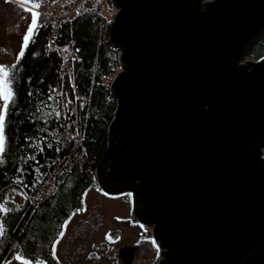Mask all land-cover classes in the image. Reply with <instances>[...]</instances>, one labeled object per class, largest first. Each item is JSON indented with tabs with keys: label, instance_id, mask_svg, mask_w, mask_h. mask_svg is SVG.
<instances>
[{
	"label": "water",
	"instance_id": "water-1",
	"mask_svg": "<svg viewBox=\"0 0 264 264\" xmlns=\"http://www.w3.org/2000/svg\"><path fill=\"white\" fill-rule=\"evenodd\" d=\"M120 71L94 184L159 264H264V0H110Z\"/></svg>",
	"mask_w": 264,
	"mask_h": 264
},
{
	"label": "trees",
	"instance_id": "trees-1",
	"mask_svg": "<svg viewBox=\"0 0 264 264\" xmlns=\"http://www.w3.org/2000/svg\"><path fill=\"white\" fill-rule=\"evenodd\" d=\"M102 1L89 0L59 29L57 43L77 54L70 77L58 73L59 56L46 51V33L34 35L35 26L23 55L7 67L15 102L4 113L0 203L13 190L55 192L53 205L78 204L80 192L94 187L116 105L109 86L121 69ZM255 50L264 54V39Z\"/></svg>",
	"mask_w": 264,
	"mask_h": 264
},
{
	"label": "flooded vegetation",
	"instance_id": "flooded-vegetation-1",
	"mask_svg": "<svg viewBox=\"0 0 264 264\" xmlns=\"http://www.w3.org/2000/svg\"><path fill=\"white\" fill-rule=\"evenodd\" d=\"M4 1L0 2V67L6 69L20 57L7 54L6 44H19L21 21L28 19L19 7L26 10L24 5L34 4ZM93 186L80 192L78 204L53 205L55 192H2L0 208L6 211H0V264H21L17 255L29 264H159L163 250L152 228L134 218L131 195L111 196ZM17 198L19 204L14 202Z\"/></svg>",
	"mask_w": 264,
	"mask_h": 264
},
{
	"label": "built area",
	"instance_id": "built-area-1",
	"mask_svg": "<svg viewBox=\"0 0 264 264\" xmlns=\"http://www.w3.org/2000/svg\"><path fill=\"white\" fill-rule=\"evenodd\" d=\"M89 0H45L38 7L24 5L23 7L32 14L36 12L34 34L45 32L46 51L56 53L60 59L58 73L62 77H70L71 67L77 54L73 49L61 47L57 43L61 25L71 19Z\"/></svg>",
	"mask_w": 264,
	"mask_h": 264
},
{
	"label": "snow or ice",
	"instance_id": "snow-or-ice-1",
	"mask_svg": "<svg viewBox=\"0 0 264 264\" xmlns=\"http://www.w3.org/2000/svg\"><path fill=\"white\" fill-rule=\"evenodd\" d=\"M28 2H31V0H28ZM55 2V0H53ZM34 7H38V4H34ZM36 12H32V21L31 26L28 27V32H32V28L36 24ZM29 37L25 35L23 37L24 44L26 45L28 43ZM20 55H23V46L21 47V53ZM19 58V57H18ZM12 84V78L10 77L9 71L4 69L3 67H0V100L3 101V107L0 108V150H3V141H4V113L5 110L9 107V101L15 102V95L13 89L10 87ZM31 95V93H29ZM131 195V193H129ZM0 211H6L5 208H0ZM3 231V226L0 225V232ZM155 243L154 241L152 242ZM16 259L21 261V264H29V261L24 259L22 256L17 255Z\"/></svg>",
	"mask_w": 264,
	"mask_h": 264
},
{
	"label": "rangeland",
	"instance_id": "rangeland-1",
	"mask_svg": "<svg viewBox=\"0 0 264 264\" xmlns=\"http://www.w3.org/2000/svg\"><path fill=\"white\" fill-rule=\"evenodd\" d=\"M2 1H4V0H2ZM2 1H0V2H2ZM14 1H16V2H20V3H24V4H31L32 3V0H31V2H28V0H14ZM6 4H12L11 2H9V1H7V0H5L4 1ZM102 4H103V10H102V15H103V17L106 19V20H112V18H111V13H114L115 14V10L112 8V6H110V7H108V4L106 3V1L105 0H103L102 1ZM15 5V4H14ZM0 6H2V4H0ZM19 9L21 10V12L24 14V16H26L28 19H25V20H22L21 21V24H23L22 25V29L20 28V30H21V33H23L22 34V38H20V41H19V44L17 43V44H6V47H5V51H6V53L7 54H13L14 55V58L16 59L19 55H20V53H21V47L23 46L24 47V41H23V37L25 36V35H27L28 36V34H31V33H29L28 32V27H30L31 26V21H32V15L31 14H29V13H27L26 12V10H24V9H22V8H20L19 7ZM114 16V15H113ZM29 20V21H28ZM29 22V23H28ZM8 23V22H7ZM17 25V22H14V23H12L11 24V26H10V28H11V30H13L14 28H15V26ZM28 26V27H27ZM9 27V26H8ZM32 30H33V28H32ZM30 38V37H29ZM257 52V50H255V48H254V50L252 51V52H250V54L247 56V60H250V61H256L257 60V58L259 59L260 58V56H264V54H261V55H259V56H254L255 55V53ZM262 56V57H263ZM8 59V58H7ZM10 65H7V67H9ZM7 67H6V69H7ZM2 103H3V101H2ZM9 192H15V191H13V190H11V191H9ZM89 199H90V197H89ZM19 201H20V199L19 198H17V199H15V204H19Z\"/></svg>",
	"mask_w": 264,
	"mask_h": 264
}]
</instances>
